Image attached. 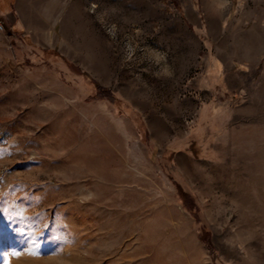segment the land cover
Here are the masks:
<instances>
[{
    "label": "rangeland",
    "instance_id": "rangeland-1",
    "mask_svg": "<svg viewBox=\"0 0 264 264\" xmlns=\"http://www.w3.org/2000/svg\"><path fill=\"white\" fill-rule=\"evenodd\" d=\"M5 1L0 264H264V0H85L51 51Z\"/></svg>",
    "mask_w": 264,
    "mask_h": 264
},
{
    "label": "crops",
    "instance_id": "crops-1",
    "mask_svg": "<svg viewBox=\"0 0 264 264\" xmlns=\"http://www.w3.org/2000/svg\"><path fill=\"white\" fill-rule=\"evenodd\" d=\"M7 1L10 4V0ZM5 2L4 0V6ZM13 6L17 8L20 16L18 28L23 37L33 41L34 45L37 44L35 40H44L42 46L50 51L60 46L58 43L60 40H76L82 33L91 31L89 9L85 0H34V2L33 0H16ZM262 19H264L263 14L260 15L258 23L252 27V32L243 41L242 50L237 51L236 57L230 60L234 68L238 65H249L263 54ZM212 20L214 17L203 22L207 24L204 31L210 30L209 23H212ZM217 56V60L209 61L206 65L208 71L201 86L208 90H225L228 74L233 70L231 66H226L227 62L223 59L221 47Z\"/></svg>",
    "mask_w": 264,
    "mask_h": 264
},
{
    "label": "built area",
    "instance_id": "built-area-1",
    "mask_svg": "<svg viewBox=\"0 0 264 264\" xmlns=\"http://www.w3.org/2000/svg\"><path fill=\"white\" fill-rule=\"evenodd\" d=\"M0 30H1V31H5V26H4V24H3L2 22H0ZM107 32H108L110 35L114 36V32L112 31V28H108V29H107Z\"/></svg>",
    "mask_w": 264,
    "mask_h": 264
},
{
    "label": "snow or ice",
    "instance_id": "snow-or-ice-1",
    "mask_svg": "<svg viewBox=\"0 0 264 264\" xmlns=\"http://www.w3.org/2000/svg\"><path fill=\"white\" fill-rule=\"evenodd\" d=\"M13 255H19V253H13Z\"/></svg>",
    "mask_w": 264,
    "mask_h": 264
}]
</instances>
